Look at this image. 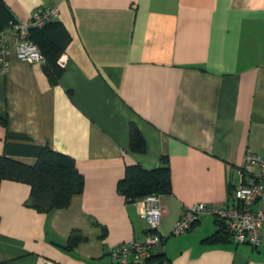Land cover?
Instances as JSON below:
<instances>
[{
  "label": "crops",
  "instance_id": "crops-1",
  "mask_svg": "<svg viewBox=\"0 0 264 264\" xmlns=\"http://www.w3.org/2000/svg\"><path fill=\"white\" fill-rule=\"evenodd\" d=\"M1 1L15 24L56 6L70 39L51 85L42 62L16 58L15 24L0 30V154L31 165L46 144L73 158L83 186L38 212L27 184L0 181V264H120L109 248L141 240L146 225L117 182L126 165L152 169L163 155L161 239L150 260L128 264H264V229L257 247L209 242L216 217L205 213L171 233L192 203L229 204L245 151L264 153V0ZM130 124L143 152L129 150Z\"/></svg>",
  "mask_w": 264,
  "mask_h": 264
},
{
  "label": "trees",
  "instance_id": "trees-1",
  "mask_svg": "<svg viewBox=\"0 0 264 264\" xmlns=\"http://www.w3.org/2000/svg\"><path fill=\"white\" fill-rule=\"evenodd\" d=\"M12 24H15V20L9 9L0 0V30ZM27 39L42 54L44 61L41 63V70L48 82L55 85L62 71V67L56 63V60L69 42L68 32L61 22L50 19L40 27H29ZM4 121L0 117V123L4 124ZM5 136L17 137L20 135L7 131ZM128 147L132 152L144 151L143 138L133 124L129 125ZM33 148L36 159L31 165L0 154V181L8 180L27 184L29 193L25 205L38 212H48L54 208L66 206L71 195L80 193L83 186L82 175L77 170L73 158L52 150L46 144L33 146ZM117 189L128 202L146 194L168 193L170 185L167 157L160 156L158 165L152 169H144L137 164L126 165L122 177L117 182ZM231 191H229V195ZM215 223L217 229L206 238L207 241L231 242L225 222L215 218ZM77 240L78 237L71 235L68 243L72 244ZM152 254L144 262L150 260Z\"/></svg>",
  "mask_w": 264,
  "mask_h": 264
},
{
  "label": "built area",
  "instance_id": "built-area-1",
  "mask_svg": "<svg viewBox=\"0 0 264 264\" xmlns=\"http://www.w3.org/2000/svg\"><path fill=\"white\" fill-rule=\"evenodd\" d=\"M56 15V6L42 7L36 9L26 22L12 25L18 39L15 52L17 59L28 63L44 61L38 48L27 39V31L29 27L42 26ZM56 63L63 67L65 57L60 55ZM239 175V183L229 195V204L210 207L202 202L192 203L182 210L172 225L171 233L175 235L188 230L200 215L206 213L225 222L232 243H245L252 247L260 245L261 230L264 229V209L254 207V204L262 197L264 190V153L246 150ZM132 202L138 206V215L144 221L146 230L141 240L129 239L109 248L108 255L120 264L144 262L161 239L158 233L162 214L160 196L146 194Z\"/></svg>",
  "mask_w": 264,
  "mask_h": 264
}]
</instances>
